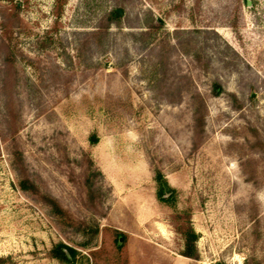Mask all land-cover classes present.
<instances>
[{"label":"rangeland","instance_id":"374dc122","mask_svg":"<svg viewBox=\"0 0 264 264\" xmlns=\"http://www.w3.org/2000/svg\"><path fill=\"white\" fill-rule=\"evenodd\" d=\"M246 1L0 0L3 264H61L58 243L72 264H264V0Z\"/></svg>","mask_w":264,"mask_h":264},{"label":"trees","instance_id":"16d2710c","mask_svg":"<svg viewBox=\"0 0 264 264\" xmlns=\"http://www.w3.org/2000/svg\"><path fill=\"white\" fill-rule=\"evenodd\" d=\"M118 17H119L118 14L114 12H110L108 13V15H106L105 23L99 26V28L103 30V33L105 36H107V29L109 28V26L114 23L116 24V19H118ZM213 87H214V95H217L218 91L221 92V88L219 85L215 84ZM201 107H202V102L200 101L199 106L197 107L195 112H193V118H194L193 121L195 122V125L197 126L203 122V115L198 114L199 109ZM96 142H97L96 137L91 136L90 137L91 145L95 144ZM90 166H91V162H89V167ZM155 180L157 182V199L160 202H164L167 204L171 203L173 200L172 190L167 185L164 178L159 172H157ZM90 181L91 179L86 180L87 187L89 189H90L89 186H91V184L88 185ZM17 186L23 192H28L29 194H32V195H36L37 193L36 188L33 185V183H31L27 179L18 180ZM164 190L171 193L168 196V198H164V195H165ZM39 199H40V202L47 207L48 212L52 216L56 217L57 219H61L62 221H66V222L68 221L69 218H67L64 211L59 207V205L56 203V201L53 198H51L50 196L41 194L39 195ZM195 240H196V236L194 232L190 228H188L186 233L184 234V248L181 253V256L186 257V258H191V259L195 258L196 256V250L194 246ZM48 255L51 259H54L61 264H72L76 258L77 252L74 248L66 246L65 244H62V243H58L52 246ZM2 261L3 259L0 258V264H3Z\"/></svg>","mask_w":264,"mask_h":264},{"label":"water","instance_id":"95a60500","mask_svg":"<svg viewBox=\"0 0 264 264\" xmlns=\"http://www.w3.org/2000/svg\"><path fill=\"white\" fill-rule=\"evenodd\" d=\"M247 5L249 4L248 0L246 1ZM118 14H120L121 12H117Z\"/></svg>","mask_w":264,"mask_h":264}]
</instances>
